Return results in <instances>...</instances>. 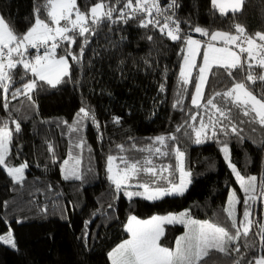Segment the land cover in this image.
Returning <instances> with one entry per match:
<instances>
[{
	"label": "trees",
	"instance_id": "trees-1",
	"mask_svg": "<svg viewBox=\"0 0 264 264\" xmlns=\"http://www.w3.org/2000/svg\"><path fill=\"white\" fill-rule=\"evenodd\" d=\"M43 2L0 0V14L23 34L34 22V7ZM96 2L77 0L81 11ZM179 4L177 17L182 21L181 29L192 36L197 33L190 31L189 25L201 26L209 32L234 33L233 25L238 23L248 35L264 32V0H244L239 12L229 11L226 16L212 9L211 0H179ZM141 18L137 16L127 24L105 22L97 28L89 38L82 62L74 65L72 81L56 88L46 86L44 91L36 92L35 107L21 96L10 100L6 111L0 90V118L8 119L10 128L15 127L11 123L13 119L21 123V131L14 133L11 159L16 165L25 160L29 164L21 184H14L6 170L0 168V234L7 233L10 227L17 245L12 248L0 243V264H111L108 252L129 237L125 224L130 215L146 219L190 210L191 217L196 219L223 221L226 216L223 208L227 206L230 190L236 188L241 194L220 145L215 140L195 144L183 135V130L177 135L191 172V183L183 195L157 201L134 197L129 201L122 192L116 193L114 185L107 180L106 157L118 154L117 145L129 146L131 137L137 147H142L149 143L148 138L174 131L192 109L191 94L197 70L192 74L193 83L178 86L182 63L178 53L183 45L161 35L151 25L140 27ZM82 41L83 38H78L77 44ZM72 50L79 52L77 45H73ZM29 51L35 54L34 50ZM57 52L64 54L61 49ZM17 71L22 73L19 66ZM254 71L257 75L261 73L259 67ZM239 78H243V74ZM231 83L222 70L215 76L210 74L205 95L224 90ZM161 84L165 85L163 92ZM181 87L187 89L181 93L183 112L173 108ZM252 87L258 91L261 82L257 81ZM85 103L95 111L100 127L86 122L82 132L85 146L79 166L83 179L66 181L62 179L61 166L68 157L69 136L62 135L67 133V128L58 127L57 122L71 123ZM114 116L121 118L119 124L112 122ZM243 127L245 139L242 142L234 136L230 138L232 162L244 176L264 177V127L259 124ZM192 135L194 138V133ZM48 143L55 146L56 162L47 150ZM80 151L74 149L76 153ZM165 160L175 165L174 157ZM4 202H7L6 207ZM109 204L113 207L109 208ZM253 219L257 225L253 226L248 241L254 247L251 250L241 247L247 257L264 254L258 234V224L264 223L262 199ZM164 229L162 243L174 247L186 227L173 223L166 224ZM243 242L241 238V245ZM209 264H232V261L213 252Z\"/></svg>",
	"mask_w": 264,
	"mask_h": 264
},
{
	"label": "snow or ice",
	"instance_id": "snow-or-ice-1",
	"mask_svg": "<svg viewBox=\"0 0 264 264\" xmlns=\"http://www.w3.org/2000/svg\"><path fill=\"white\" fill-rule=\"evenodd\" d=\"M243 3L244 0H211L212 9L221 16H226L229 11L233 14L239 12ZM179 7V0H166L163 4L161 0H97L86 11H81L77 0H44L43 4L34 7V22L23 34L18 33L0 15V90L3 108L7 111L10 100L21 96L31 107H35L33 96L36 92L44 91L46 86L56 88L72 81L74 65L82 62L89 38L96 33L97 28L105 22L109 25L120 22L127 24L137 16L142 17L140 27L151 25L161 35L183 45L178 53L182 56L178 86L193 83L192 72L193 69L197 70L191 94L192 109L187 113V119L177 125L174 131L150 137L149 143L142 147H137L131 137L129 146L117 145L118 154L106 157L107 180L114 185L116 193L122 192L129 201L134 197L157 201L167 196L183 195L191 183L187 179L191 172L184 167L186 152L181 149V138L177 135L183 130V135L195 144H203L211 139L220 145L224 160L243 190V211L242 217L237 220L235 206L241 201L233 190L227 206L223 208L226 213L223 221L195 220L190 210L178 214L153 215L143 220L130 215L125 224L129 238L112 248L108 252V259L111 264H209L215 252L229 257L232 264H264V254L247 257L246 253L241 252L242 246L249 250L254 247L248 241V236L253 226L257 225V221L252 218L253 204L258 199V189L259 198L264 199V177H261L259 185L257 176L245 178L232 162L229 148L231 137L241 142L245 139L242 134L244 125L259 124L264 127V32L248 35L238 23L233 25L234 33L209 32L201 26L189 25L190 31L207 38L193 39L192 35L181 29L182 21L177 17ZM78 38H83L82 43L77 44ZM65 44L67 47H64ZM73 45H77L79 52L72 50ZM202 46V63L197 64L196 57L201 55ZM234 48L239 51H234ZM30 49L35 50L34 55ZM57 49H61L64 54H58ZM18 66L22 73L17 71ZM256 67L261 69L259 75L254 71ZM221 70L232 81L231 86L206 96L208 74L215 76ZM241 74L243 78H239ZM257 81L262 85L258 91L252 87ZM160 91H165L164 84L160 85ZM186 91V88L181 87L173 104L174 109L184 111V96L181 93ZM88 121L100 127L95 111L85 103L71 123L66 120L57 122L58 127L63 125L67 128V133L62 135L69 136L68 157L61 166L63 180L83 179L79 166L85 146L82 132ZM120 121L118 116L112 118L115 124ZM11 123L15 125L14 128H10L8 119L0 118V168L6 170L14 184H21L29 164L25 160L16 165L11 159L14 133L21 131L20 122L13 119ZM221 136L224 139H220ZM74 149L81 151L76 153ZM47 150L53 162H56L55 146L48 143ZM137 153L143 155L138 156ZM19 154L17 150V156ZM172 157L175 165L162 162L164 158ZM176 172H179L178 182L174 179ZM4 206H7V202H4ZM108 207L113 206L109 204ZM173 223L183 224L187 231L177 238L174 247H168L162 243L165 234L163 226ZM258 229L260 245L264 249V223H259ZM241 238L243 245L240 243ZM0 243L17 247L10 227L7 234H0Z\"/></svg>",
	"mask_w": 264,
	"mask_h": 264
},
{
	"label": "rangeland",
	"instance_id": "rangeland-1",
	"mask_svg": "<svg viewBox=\"0 0 264 264\" xmlns=\"http://www.w3.org/2000/svg\"><path fill=\"white\" fill-rule=\"evenodd\" d=\"M241 8H242V6H241ZM215 31H223V30H215ZM197 36H192L193 37V39H200V40H206L207 38H205V37H201V35L199 34V33H197L196 34ZM258 43H259V41H257ZM218 46H220V45H218ZM203 46L201 47V55L200 56H197L196 57V63L197 64H200V63H202V59H201V57H202V53H203ZM234 51H239L238 49H233ZM182 64V63H181ZM194 70L195 69H193V72H194ZM193 72H192V74H193ZM209 75L210 74H208V79H209ZM206 89V88H205ZM207 141H211V139L210 140H207ZM206 141V142H207ZM137 155L139 156V155H143V154H141V153H137ZM163 163H169L167 160H165V158H164V160L162 161ZM157 163H160V161H157ZM175 164V163H174ZM184 167H185V169L186 170H188L189 171V169L187 168V165H186V155H185V162H184ZM25 174H26V169H25ZM251 175H255V176H257V184L259 185V183H260V179H261V176H258V175H256V174H251ZM251 175H249V176H251ZM248 176H245V178H247ZM174 179L176 180V182H178L179 181V172H176V174H175V177H174ZM187 179H189V180H191V175H190V177H188ZM190 184V183H189ZM189 184L187 185V188H188V186H189ZM238 184H239V182H238ZM240 186V185H239ZM186 188V189H187ZM132 190H141L142 191V189H132ZM233 190H235V192H236V195H237V197L240 199V201H241V203L240 204H237L235 207H236V216H237V220H239L241 217H242V211H243V208H242V201H243V198H244V193H243V190L241 189V194H240V192H238V190L236 189V188H232L231 190H230V193H229V195L232 193V191ZM186 191V190H185ZM257 197H258V199L256 200V202L253 204V212H252V218H253V216H254V213H255V208L257 207V205H258V203H259V201H260V198H259V189H258V191H257ZM262 201H264V199H262ZM185 211V210H184ZM178 213H180V212H175V213H172V214H178ZM138 218V217H137ZM193 219H195V220H200V219H196V218H194V217H192ZM138 219H142L143 220V218H138ZM146 219H149V218H146ZM200 221H204V220H200ZM166 225V224H165ZM165 225L163 226L164 228H165ZM187 231V229L185 230V232ZM185 232L183 233V234H181L179 237H181V236H183L184 234H185ZM4 234H7V233H4ZM129 238V237H128ZM127 238V239H128ZM121 243V242H120Z\"/></svg>",
	"mask_w": 264,
	"mask_h": 264
},
{
	"label": "built area",
	"instance_id": "built-area-1",
	"mask_svg": "<svg viewBox=\"0 0 264 264\" xmlns=\"http://www.w3.org/2000/svg\"><path fill=\"white\" fill-rule=\"evenodd\" d=\"M35 51V50H34ZM43 52V49H41V53Z\"/></svg>",
	"mask_w": 264,
	"mask_h": 264
},
{
	"label": "crops",
	"instance_id": "crops-1",
	"mask_svg": "<svg viewBox=\"0 0 264 264\" xmlns=\"http://www.w3.org/2000/svg\"><path fill=\"white\" fill-rule=\"evenodd\" d=\"M1 15V14H0ZM244 57H242V60H243Z\"/></svg>",
	"mask_w": 264,
	"mask_h": 264
}]
</instances>
